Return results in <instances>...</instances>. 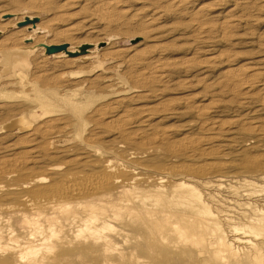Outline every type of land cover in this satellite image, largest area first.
Returning <instances> with one entry per match:
<instances>
[{"label": "rangeland", "instance_id": "rangeland-1", "mask_svg": "<svg viewBox=\"0 0 264 264\" xmlns=\"http://www.w3.org/2000/svg\"><path fill=\"white\" fill-rule=\"evenodd\" d=\"M33 1L36 2L35 0H0V41L5 37L15 34H25L28 36L30 34L33 39L42 37L39 44H35L34 41V44L32 43L33 45L30 44L34 47V50H26L28 61L23 69L24 74H18L14 69L5 70L4 67L0 68V159H8L9 157L12 160L25 159V163L27 162L29 165L24 174L1 178L0 184L7 186L18 185L17 187L19 189L15 191L20 196L28 190V188L21 186L26 180V175L31 176L33 173H44L45 170L47 171L53 165L62 166L57 171L60 173L57 177H60L63 172L84 174L97 171L100 168V162L96 161L95 157H91L89 152L93 149H99L101 155L118 160L126 166L132 167L137 173L143 176L156 175L169 168L168 172H170L174 181L182 180L192 183L203 191L206 200L211 204L213 212L217 214L218 218L222 219L227 215L226 217L234 219L222 225V228L227 232L231 240L236 236L242 237L243 234H236L234 231L231 232L228 223L242 226L245 223L243 214L249 213L248 215H254L255 210L251 206L249 208L246 206H238L233 201L235 199L242 202L251 201L253 205L264 207V191H260V193L255 192V195V193H252L255 189L245 191L244 188L246 187L240 184L244 179L253 180L264 189V169L262 167L250 168L248 166L249 161L255 157H261L264 162V131L256 133L249 131L250 128H248L249 126L253 128L254 125L259 124L264 125V0H244L237 6L234 0H223L222 2L225 5L217 6L215 12L207 17L208 24L214 23L213 25L216 24L217 26L223 20L229 18L236 25L228 29L225 33L223 31L218 32V36L214 34H199V31L194 27L196 22L187 13L189 12V8L198 9L202 5L212 6L218 0H189L191 1V7H187L188 5L182 7V10L186 7V11L185 9L183 11L179 9L178 11L176 8H171L173 6L169 3V0H159L156 2L157 4L153 1L149 2L148 0L130 1L127 4H123L121 8H130V15L133 12V14L140 12L139 15H136L137 17L134 16L135 22H133V25L127 28H122L117 23L109 24L103 18L101 20L98 17L96 7L100 0H75V2L74 0H55V3L46 7L39 6L35 8L33 6V8H30L28 4H34ZM139 9L143 10L144 13ZM231 9L233 10L231 11ZM155 10H159L162 18L157 19L153 23L154 25H148V29L143 31L139 25L144 24L143 22L149 18V14L153 16ZM138 16L140 17L138 18ZM238 16H243L244 19H239ZM239 21L242 22L239 24ZM73 25H79L80 27V31L74 33L77 41L69 40L65 42L62 40L63 42L58 43L59 38H63L62 32ZM106 25H112L113 27L108 28L107 26L105 28ZM92 30L95 31L91 32ZM139 30L141 33L136 32ZM77 42H80L79 44L84 42L83 44L89 47L96 42H104L105 44L101 47L100 53L97 52L98 56L88 60L89 62H82L81 66L78 64H73L72 66L69 64H61L62 62H54L53 59L56 55L70 50L78 44ZM147 46H150V48ZM116 47L118 49L129 47L131 52L140 49H143L140 50L141 52L145 49H150L151 51L154 49L155 52H158L154 60H159V63H163L165 68L167 67L166 73L168 72L169 74L167 73L168 76L165 77L166 79L164 78L165 81L158 83L151 82L148 84L137 81V78H134L137 77L135 68L130 69L128 63L122 62L130 57L131 54L128 53L129 51L127 52L128 54L124 52L125 54L123 53L124 55L122 54V57L115 58L116 62L114 64L107 65L105 60L111 56L109 53L112 50L117 49ZM86 50L84 49L81 53L67 52L65 56H68L67 59L75 58V56L78 57L81 54H87L89 50ZM159 50L161 51L159 52ZM208 57L209 59H207ZM43 59L46 60L44 61ZM42 60L44 61L43 63H46L45 67L38 65V63H42ZM255 65L259 66L255 67ZM239 66H250L252 73H262L258 75L259 78L257 76L249 77L260 81L258 82L259 84H256L252 92L250 91L249 96H252L253 100H249L248 102L245 99L247 96L245 97V95L243 96L239 93V90L242 91V89H239L240 87H236L234 83H231L230 78L227 76V70L229 68ZM77 68L88 69V75L84 73L86 75L74 77L75 79L71 78L68 71L71 69L77 70ZM45 70H47L49 76H58L62 79L61 81L67 78L70 79V82L74 81L70 86H63L58 89L59 94H56V96L61 102V105H63V108L51 113L49 117H42L41 114H38L41 113L40 111L42 109L40 102L33 101L32 108L31 104L29 105L27 101L22 99L23 97H19L20 100L17 98L21 92V94L24 93V90L31 89L32 86L29 85V81L34 80V85L36 74L44 73ZM34 93L35 91L33 89ZM122 97H124L123 101L117 100ZM24 101L26 104L23 103ZM210 102L211 104L215 103L217 105L212 106L209 104ZM14 105L17 107L15 111ZM208 105L212 108L214 107L213 109L210 107L211 114L208 116L210 119L199 118V115L196 114L198 113V108L205 109ZM146 106L152 107V110H150L153 114L151 121L128 129L132 131L133 128V131L138 130L137 132L144 133L142 137L137 139L136 144L124 139L122 134H118L116 125L114 126L111 123L113 125L111 126L107 122L109 121L108 113L111 110L122 111L124 108H130L129 113L132 111L131 116L135 115L133 117L135 120H138L147 112L145 110L146 112L141 113L143 111L142 109H145ZM245 114H249L250 120L248 119V121L246 120L247 123L242 124L243 122H240L239 119ZM18 115L19 117L23 116L22 118L32 121L33 127L28 129H20L19 127L4 128L7 119L8 121L9 119L12 120L13 118H17ZM61 117L65 119L63 122H72L76 130L81 128L83 135L81 134L75 137V133L64 134L57 138L53 144L57 148L56 151H51L52 153L50 155H40V157L35 159L33 152H29L32 148L29 143V140L32 139L31 135H29L30 132L39 126H41L40 128H44L42 125L47 120H50V118L57 119ZM216 118L219 122H224V126L227 125V129L224 127V129L218 130L219 126L218 128H211L210 130L209 127L214 126L212 123H214ZM201 119L207 120L204 125H202ZM80 120L81 124L79 123ZM234 120L235 122L233 123ZM230 128L232 129L230 130ZM162 133L166 135L167 140L160 141V139H157V141L156 137L163 135ZM206 135L214 136L216 140L214 139L215 141L210 143V145L200 143V147L195 152L194 150L184 149L180 146L181 149H177L175 146V144L178 143L179 145L181 143L180 140L182 138L183 141L188 140L187 137L199 139ZM33 136L36 137V135ZM120 144L124 146L118 149L117 146ZM217 148L219 150L221 149L220 153ZM210 149L213 154H203L208 153ZM133 151H141L143 153L136 155V157H141L129 159L127 156H129V152L132 153ZM77 156H83L84 160L78 164L69 163L72 158ZM207 166L212 167V169H206ZM196 168H205L207 173H203V175L201 173H195L196 170L192 171V169ZM230 185L238 187L239 194H233L230 191ZM8 193L9 191L7 190L0 191V204L20 202L21 199L18 196L9 195ZM89 198L96 197L90 196ZM15 218V226H17L21 236H24L25 228L22 226L20 218ZM211 228L213 229V227L207 229L208 233H213ZM247 238L260 243L259 246L250 250L248 247L244 248L245 245L242 243L235 244L244 250V252L247 250V252L251 251L252 254L258 253L257 264H264V232L258 238L253 235ZM137 239L139 240L137 241ZM206 246L208 248L207 253L201 254L200 247L196 243L187 241L184 247L193 250L192 252L186 250L185 253H187V256H184L185 253L181 254L178 250L174 252L166 243L160 241L155 231H132L131 241L127 247L132 250L133 258L122 259L116 257L112 264H242V260L234 262L227 258L224 260L222 255L215 251L214 243ZM162 251L166 253L163 254ZM158 255L163 257L161 258ZM170 255L172 256V261ZM176 260L178 261L176 262ZM68 264H104V262L87 257L84 260H74Z\"/></svg>", "mask_w": 264, "mask_h": 264}, {"label": "bare ground", "instance_id": "bare-ground-1", "mask_svg": "<svg viewBox=\"0 0 264 264\" xmlns=\"http://www.w3.org/2000/svg\"><path fill=\"white\" fill-rule=\"evenodd\" d=\"M35 1L36 2L33 1L34 4H28L30 8L31 7L33 8V6L35 8L39 6L46 7L55 3V0H35ZM130 1H136V0H100L96 7V10L98 11L97 15L101 20L103 18L109 24L117 23L118 26L122 28L130 27L133 25V22H135L134 16L139 15L140 12V11L137 13L135 12V14H133L134 13L133 12L130 15V11H131L130 8L127 9H123V7L121 8L123 4H127ZM141 1H147V0H141ZM148 1L149 2L153 1L156 3L159 0H148ZM169 1L168 2L173 6L171 8L174 9L176 8L178 9V11L179 9L182 10V7L186 5H188L187 7L189 6L191 7V1L189 0H172V1L169 0ZM222 1L223 0H218L213 5L211 4L212 6L202 5L198 9L189 8L188 10L189 12L187 13H189L191 15V18H193L194 21L196 22L194 27L199 31V34L217 35L218 32L223 31V33H225L228 29L236 25L235 23H233L234 21H231L232 19L229 18L223 20L217 26L216 24L213 25L214 23L208 24L209 21L207 22L208 19L207 17L211 16L215 12L217 6L219 5L223 6L224 2ZM234 1H236L235 5L237 6L244 0H234ZM232 10L233 9H231V11ZM154 13L153 16H151L152 14H149L148 15L149 18H147L146 21L144 22L142 21L144 23L141 24L142 27L141 25H139V27L143 29V31L145 29H148V25L153 24L154 22H156L157 19L162 18V15L159 12V10H155ZM160 15L161 17H159ZM139 17L140 16H138V18ZM238 17L239 19L243 18V16L242 17L238 16ZM240 22L242 21H239V24ZM107 26L109 28L112 25L111 26L106 25L105 28ZM79 29H80L79 25L77 26L73 25L69 29L64 30V32H62L63 38L60 39L58 37L59 38L58 43L63 42L62 40H64L65 42H68L69 40L77 41L74 33L80 31ZM93 31L95 30H92L91 32ZM136 32H140V30ZM128 33L126 34L128 35ZM41 39H42L41 36L33 39V37H31L30 34L29 36L25 34L24 35L15 34L5 37L3 40L0 41V68L4 67L5 70L14 69L18 74H24L23 69L25 67L26 62L28 61L26 50L29 51L34 50V47L32 46L34 44L33 41L35 42V44L37 43L39 44V41H41ZM77 43H76L77 45L73 43L75 46H73L70 50L64 53H60L58 55L55 54L56 56L54 55L55 57L53 59L54 62L55 63L62 62L61 64H69L72 66L73 64H78L81 66L82 62L88 61L98 56L97 52H99L101 47L105 44L104 42H96L93 45L91 44V46L89 47L86 44H83L84 42L81 44H79L80 42ZM147 47L150 48V46ZM84 49L89 50L87 54H81V55L79 54L80 56L78 57L75 56V58H71V59H67L68 56L67 57L65 56L67 52L81 53V51L83 52ZM129 49H130L129 47L128 48L123 47L120 49L117 48L114 51L112 50L109 53V55L111 56H109V58L107 57L105 63L107 65L108 64L112 65L116 62L115 58L121 56L124 52L127 53L129 51L128 53L131 54V55L129 54L130 57L128 56L129 58L127 57L128 58L127 60L123 59L124 61L122 60L121 61L128 63L129 65L128 67L130 69L135 68V70L137 71L136 72L137 77L134 78H137V81H140V83H145V84L151 82L158 83L160 81H165L164 78L167 77L169 74L168 72H167L168 74L166 73L167 67L165 68L163 63H159L158 62L159 60L157 59L154 60L156 58L155 56L157 55L156 53L158 52H155L154 49L152 51L150 49L149 50L145 49L146 51L144 50L141 52L140 50L143 49H140V50L132 51L133 52L132 53ZM160 51L161 50H159V52ZM207 59H209V57ZM211 59H213V57H211ZM43 60L42 63H38L40 67H45L46 63L43 62L46 59L44 61ZM243 66L229 68L227 70V76L230 78L231 83H234L236 87L238 86L240 87L239 89H242V91L239 90V93L242 94L243 96L245 95V97L247 96L245 99L246 102H248L249 100H253V97L249 96L250 91L252 92L256 84H259L258 82L260 81V80L257 81L256 79L253 78L251 79L249 77L250 76L258 77V75H261L262 73L261 74L257 72L252 73V69L250 66L249 67H243ZM258 66L255 65V67ZM88 71L89 70L85 68H80V69L77 68V70L71 69L68 72L70 74V77L75 79L74 77H80V75H86ZM56 77L49 76L47 74V70H45L44 73L36 74L34 85H33L34 80L29 81V85H31L32 88L29 90H24L23 94H21L22 92L20 94L17 93L19 94L17 98L19 99V97H23L22 99L27 101L29 105L31 104L32 108H33V101L35 102L37 101L38 103L40 102L41 104L40 106L42 109L40 111L41 113L38 114H41L42 117H49L51 113L61 110L63 108V105H61V102L59 101V99H57L58 97L56 96V94L57 95L59 94L58 89L63 86L64 87L70 86V84L74 82L73 80H72L73 82H70V79H68L67 77L66 78L68 79V81L65 78L66 80L63 79L64 82L61 81L62 79L59 78L58 76ZM33 89L35 91L34 94H33ZM123 99L124 97L119 98L117 100L123 101ZM25 101L23 103L26 104ZM209 104H211V102ZM18 105L20 104L18 103ZM211 105L214 106L217 104L213 103ZM8 107L10 108V106ZM210 107L211 106L208 105V107L207 108L205 107V109L198 108V113H196L197 111L195 113L199 115L198 116L199 118H209L208 116L211 114ZM213 108L211 107V109ZM16 109L17 107L15 106L14 111ZM114 110H111V112L108 113L109 121L107 122H109L110 125L111 123H113L114 126L116 125L115 127H117L118 129V134L119 135L122 134L124 136V139H126L128 142L136 144L137 139L142 137L144 133L137 132L138 130L133 131V128L132 131L128 129L136 125H141L147 121H151L153 114L150 110H152V107L146 106L145 109L143 108L142 109L143 111H141V113L146 111L147 112L145 114L143 113L144 116H141V118L138 120H135V118L133 117L135 115L131 116L132 111L129 113L130 108L129 109L124 108L122 111H116V110L114 111ZM22 117H19L18 115L17 118H13L12 120L9 119L8 121L7 119L5 122L6 124L3 122L5 124L4 128H16V127H19L20 129L32 128L33 127L32 121ZM249 118H250L249 114H245L241 116L239 120L240 122L241 121L243 122L242 124H245L247 123ZM64 120L65 119L63 117L57 119L50 118V120H47L46 123H44L43 125L41 124L44 128H40L41 126H39L37 128H34L30 132L29 135H31L32 139L29 140V143L32 148L30 149L29 152H33V157L35 159L40 157V155H44V156L50 155L53 151H56L57 148L54 147L53 144L56 141V139L61 137L62 135L68 133H75L74 136L78 137L79 135L82 134L81 128L79 130H76L72 122L69 121L63 122ZM201 120H202L201 121L202 125H204V123H206L207 121V120L205 121L204 119ZM235 120L233 121V123L235 122ZM221 122H219V120H217L216 118L214 123H212L214 126L210 125L212 126L209 127L210 130L211 128H218L219 126L220 127L218 130L224 129V127L226 128L227 125L225 124L226 126H224V122L222 123ZM79 123L81 124V120ZM254 126L253 128L249 126L248 127L250 128L249 131L256 133L257 132L259 133V131H264V125L259 124L256 125L255 127ZM231 129L232 128H230V130ZM147 131L149 132V130ZM33 135H36V137H34ZM217 136L219 137V135ZM166 138H167L166 135L163 134L156 137V140L160 139V141L161 140L165 141ZM182 139L180 140L181 143H179V145L178 143L175 144L177 149L181 147L184 149L194 150V152L195 150L196 151L198 150V148L200 147L199 146L200 143H205L210 145V143L216 140L215 137L211 135H206L204 137L202 136V138L199 139L188 138V137H187L188 140L182 141ZM122 146L124 145L120 144L117 146V148L120 149L122 148ZM132 153L129 152L128 154L129 156L127 155L126 156L129 159H132L136 157V155H139V153H143V152L133 151ZM211 153L212 150L210 149L208 153H203V154L209 155ZM89 154H91V157H95L96 161L100 162V168L97 171L84 173V174L63 172V174H61L60 177H57V175L60 174L57 171L60 170L62 166L53 165L49 169H47V171L45 170L44 173L42 172L41 174L33 173L31 176L26 175L27 176L26 180L21 186H24V188L25 187L28 188V190L27 192L25 191V194L20 196H18L17 191H15L19 189L17 187L18 185L7 186L5 184H0V191L7 190L9 191L8 193L9 195H16L18 196V198L21 199L19 203L0 204V264H68L70 262H73L74 260L75 261L84 260V258L87 257H91L96 260H101L102 262H104V264H112L116 257L122 259L133 258L132 250L129 247H127L129 242L131 241V232L144 231V230L155 231L157 234V238L163 243H166L169 247H171L172 248L171 250H174V252L177 250L178 252H181V254H184L186 250L192 252L193 249L189 250V248H186L184 246L187 241L189 242L193 241L194 243L197 244V246L200 247V253L204 254L207 253V249H208L206 245H212L214 243L215 251L217 253H220L222 255V258H224V260L227 258L233 262L242 260V264H257L256 261L257 258L259 257L258 253L252 254V252L249 251V249H248L249 252H247V250L246 252H244V250L239 248V246H237L235 243H242L243 245H245L244 248L248 247L250 248V250H253L255 247L257 248L259 246L260 243H257L253 239L247 237L253 235L256 238H258L264 232V207L262 208V206L258 207L257 205H253L251 201L242 202L235 199L233 201L234 204L238 206H246L248 208L251 206L255 210V214L254 215H248L249 213L243 214L244 215L243 218H245V223L242 226L228 223L231 232L234 231L236 232V234H243L242 237L236 236L231 240L227 232L222 228V225L224 223L226 224L227 222L231 221V219L233 218L226 217L227 215H225V217H223L222 219L218 218L217 214L213 212L211 204H209V202L206 200L203 191L199 189L197 186L193 185L192 183L182 180L174 181L172 176L170 175V172H168L169 168L165 169V171L161 170L163 172L160 171L161 173H158L156 175L143 176L137 173L136 170L133 169L132 167L126 166L124 163L118 160H114L111 157L101 155L99 149H93L89 152ZM137 157H141V156H137ZM9 158L8 159L2 158V160L0 159V179L5 177H14L17 176L18 174L20 176L24 174V172H26V170L28 169L27 167L29 165L27 164V162L25 163V159H24L25 157L23 158L24 160L21 159L12 160ZM83 160H84L83 156H77L72 158L69 161V163L78 164ZM28 161L30 162V160ZM212 164H214V162H212ZM210 166H207L206 169L207 168L212 169V167ZM248 166L250 168L262 167V169H264L263 168L264 162L261 159V157H255L254 159L252 158L249 161ZM194 170H196L195 173H201V174L207 173L206 172L207 170H205V168L192 169V171ZM240 184L243 185V187H246L244 188L245 191H248L250 189L251 190L255 189L252 193L255 192L260 193V191H264V189L261 188V186L253 180L244 179L243 181H241ZM230 191L235 195L239 194L240 192L238 190V187L234 185H230ZM90 196H94L96 198L90 199L89 198ZM15 217L20 218V222L22 223V226L25 228L24 236H21L17 226H15L14 223V220L16 219ZM210 227H213V229L211 228L213 233L209 232L210 233L209 234L207 232L208 231L207 229H209ZM138 240L139 239H137V241ZM175 248H179V249H175ZM195 253L197 254V252ZM174 254L176 255V253ZM186 254L187 253H185L184 256H187ZM158 256L161 257V255ZM194 260L196 259L194 258ZM171 261H172V256H171ZM177 261L178 260H176V262Z\"/></svg>", "mask_w": 264, "mask_h": 264}]
</instances>
